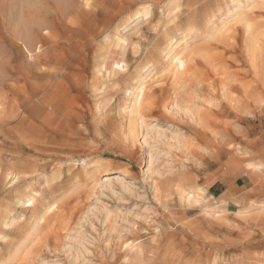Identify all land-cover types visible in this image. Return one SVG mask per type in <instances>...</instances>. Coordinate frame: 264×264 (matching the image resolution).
Instances as JSON below:
<instances>
[{
  "label": "rangeland",
  "instance_id": "374dc122",
  "mask_svg": "<svg viewBox=\"0 0 264 264\" xmlns=\"http://www.w3.org/2000/svg\"><path fill=\"white\" fill-rule=\"evenodd\" d=\"M10 1L0 0V264H264V0L223 28L227 0H39L31 60L12 37ZM143 5L148 16L125 27ZM192 30L185 71L148 84L144 120L167 136L148 138L161 172L149 175L152 150L127 135L126 92Z\"/></svg>",
  "mask_w": 264,
  "mask_h": 264
},
{
  "label": "bare ground",
  "instance_id": "6f19581e",
  "mask_svg": "<svg viewBox=\"0 0 264 264\" xmlns=\"http://www.w3.org/2000/svg\"><path fill=\"white\" fill-rule=\"evenodd\" d=\"M57 1V0H56ZM55 1V2H56ZM63 2H67L69 0H62ZM256 0H227L224 3V6L221 7L220 9H218L219 15L222 17L223 19V23L220 27L223 28L226 25H230L233 24L235 22H242L245 21L246 17L245 15L247 14L248 10L252 7L253 3ZM59 2V1H58ZM57 4V3H56ZM171 5H173V8H176L177 2L172 1L170 3ZM7 5V4H6ZM142 5V4H141ZM47 6V5H46ZM49 6V5H48ZM59 6V5H58ZM145 6V5H143ZM43 5L41 4V2L39 0H11L10 1V11H9V20L11 23V31H12V37L14 38V40H16L17 42H19L21 44V46L23 47L24 52L30 57L33 56L34 52H38L39 48H40V43L37 42V39H35V35L34 32L36 33V28H43L45 22L41 20V18L39 17V13L41 12ZM64 7V6H63ZM44 8V7H43ZM9 9V7H8ZM150 13L148 6L143 7L142 9H140L139 11H137L135 14H133L132 16H129L127 18V20L124 22L127 24L125 25V27L129 24V20L133 18L136 19V21H138L139 19L143 18V17H147L148 14ZM173 13V11H172ZM175 13V12H174ZM173 13V14H174ZM6 14V13H5ZM7 15V14H6ZM7 15V16H8ZM80 18L82 14H79ZM83 16V15H82ZM83 18V17H82ZM87 19V18H86ZM144 19V18H143ZM84 21V20H83ZM82 21V23H83ZM87 21V20H86ZM85 21V22H86ZM80 23V24H82ZM123 23V24H124ZM209 24L212 23V25L214 24L213 20H209L208 22ZM131 24V23H130ZM129 24V25H130ZM122 25V24H121ZM211 25V26H212ZM124 26V25H123ZM215 26V25H214ZM118 28V27H117ZM122 28V27H121ZM128 28V27H127ZM119 29V28H118ZM117 29V30H118ZM123 29V28H122ZM45 30V29H44ZM125 30V29H124ZM191 30V29H190ZM51 31V30H50ZM121 31L123 30H119L117 35L115 37L118 38V40L121 43H125V39L122 38L123 35L121 34ZM195 32V31H194ZM58 34V32H56ZM177 34V33H176ZM180 34V33H179ZM183 34V33H182ZM193 30L191 32H189L187 35L184 33L183 35H178L177 37L171 39V41H169L166 46L164 47V49L162 50V60L163 62L167 63V65L161 69H159V71H157L156 69V64L153 63H146L144 65H142L140 67V69H138V75L137 76V80L135 81V85L127 90V95L129 96V101L126 104L125 103V107H124V112L127 113L126 117L128 116V125H127V135H131L134 138H137L138 135L141 134L142 141L141 144H145L148 147H150V149L152 150L150 152V155L148 156L150 161H149V165H151V167L149 166V171L147 172V174L151 175V174H157V175H161L160 171H155L154 167H152V165L154 164V162L156 161V157L158 158L159 156V151L157 150V148H155L154 143L150 144L148 141L149 137H153L151 136V134L154 135L153 139H160V138H167L166 134L162 131L159 130L158 127L151 125L150 123H147L144 118V113H143V104H144V100H145V96L147 93V89H148V84L153 81L154 78H156V76L166 70H170L171 72H183L185 71L186 67H187V59H186V55L185 52L188 50L189 44L187 43V39L188 36L190 37L191 35H193ZM61 35V34H60ZM112 35V34H111ZM175 35V34H174ZM56 36V35H55ZM112 37V36H111ZM114 37V36H113ZM257 38L253 37L250 40V47L251 50L254 51L255 49H257ZM56 41V39H55ZM40 42V41H39ZM42 42V41H41ZM14 43V41H13ZM9 44V43H8ZM11 45V44H9ZM8 45V46H9ZM43 45V43H41V46ZM56 45V44H55ZM54 45V46H55ZM102 47V46H101ZM80 48V47H79ZM81 49V48H80ZM103 49V48H102ZM109 49V48H108ZM61 50V49H60ZM79 50V49H77ZM18 51V50H17ZM82 51V50H81ZM16 52V51H15ZM56 52V51H55ZM64 52V51H63ZM103 53V51H101ZM100 52V53H101ZM57 53V52H56ZM254 53V52H253ZM67 54V53H66ZM77 54V53H76ZM105 54V52L103 53V55ZM100 55V54H99ZM125 56V55H124ZM101 57V56H99ZM101 59V58H98ZM44 60V59H43ZM105 61V59H103ZM45 61V60H44ZM102 61V62H104ZM101 62V61H100ZM101 64V63H99ZM115 66H117V68H122L124 67L122 62L116 61ZM17 66V65H16ZM42 66V65H41ZM65 66V65H63ZM114 66V65H113ZM159 66V65H158ZM48 67V66H47ZM102 69H105L106 63H102L101 66ZM21 69V68H20ZM25 69V68H24ZM43 69V68H42ZM58 69V68H57ZM63 69V68H62ZM96 69V68H95ZM123 69V68H122ZM128 69V68H127ZM49 70V69H47ZM52 70V69H51ZM50 70V71H51ZM54 70V68H53ZM98 70V69H97ZM101 70V69H99ZM43 71V70H42ZM27 72V71H26ZM96 72V71H95ZM100 72V71H99ZM41 73V72H40ZM25 74V73H24ZM54 74V73H52ZM57 74V73H56ZM98 74V73H97ZM40 76V74L38 75ZM97 77V75H96ZM27 78V77H26ZM38 78V77H37ZM40 78V77H39ZM57 78V77H55ZM59 78V77H58ZM61 78V77H60ZM106 78V77H105ZM130 80V79H129ZM96 81V78H95ZM98 81V80H97ZM96 81V82H97ZM93 82V81H92ZM105 83V80L103 81ZM108 83H110L109 81H107ZM95 83V82H94ZM36 84V83H35ZM47 84V83H46ZM113 84V83H112ZM97 85V84H96ZM43 86V85H41ZM28 87V86H27ZM43 88V87H42ZM101 88V86H100ZM104 88V85L102 87V89ZM94 92V90H93ZM102 92V91H101ZM29 93V92H28ZM23 96V95H22ZM21 96V97H22ZM95 97V96H94ZM97 97V96H96ZM99 97V95H98ZM103 100L104 98H106L104 95L102 96ZM101 98V96H100ZM100 98H97L100 100ZM110 98V97H109ZM28 99V98H27ZM30 99V98H29ZM106 100V99H105ZM104 100V102H105ZM97 105H98V101ZM103 102V101H102ZM24 104V103H23ZM103 104V103H102ZM25 105V104H24ZM95 105V104H94ZM96 105V106H97ZM101 105V104H100ZM100 107V106H99ZM102 107V105H101ZM172 107H174L175 109H181V107L179 106V104H177V102L172 103ZM96 108V107H95ZM97 109V108H96ZM98 110V109H97ZM63 111V110H62ZM52 112V111H51ZM187 113H190V110H186ZM74 116V115H73ZM72 117V116H71ZM171 139H174V141L176 143H180L179 139L177 137H173ZM152 140V139H151ZM150 151V150H149ZM155 158V160L153 161L152 159ZM83 164V163H82ZM86 165V163L84 164ZM88 165V164H87ZM91 166V165H90ZM85 167V166H84ZM83 168V166H82ZM256 170L260 171L261 174H264V162H260V165L256 168ZM122 171V170H120ZM124 172V171H123ZM93 174V173H92ZM9 175V174H8ZM12 176V175H11ZM93 176V175H92ZM151 177V176H150ZM105 178V177H104ZM149 178V177H147ZM97 180V179H96ZM99 180V179H98ZM117 180V179H116ZM152 181L154 180L153 178L151 179ZM99 182V181H97ZM118 182V181H117ZM112 181L109 179H106L102 182H99L98 184H100L103 187H110L112 185ZM122 183V182H121ZM97 187V186H96ZM152 187V186H151ZM105 189V188H104ZM110 189V188H109ZM108 189V190H109ZM179 192L183 195L184 199H186L187 201H196L198 198L201 197V193L202 190H195V189H189L186 190L185 188H180L178 187ZM109 191H112L109 190ZM153 194H155L156 196H158L159 194V189L158 187L155 185L154 181H153ZM37 197V196H36ZM204 200V199H203ZM201 201V200H199ZM35 197L34 195H27L23 201L22 204H25L27 206H31L33 207L35 204ZM208 204V203H207ZM52 205V204H51ZM49 206L47 209L45 210H51L52 206ZM55 206V205H54ZM93 205V209H94ZM212 206V204H211ZM214 206V205H213ZM251 205L249 204L248 207H250ZM97 207V206H96ZM92 208V207H91ZM98 208V207H97ZM210 208V207H209ZM264 208V204H260L257 205L256 210H260ZM247 209V208H246ZM91 210V209H90ZM99 210V209H98ZM223 211V210H222ZM248 211V210H247ZM45 212V211H44ZM43 212V213H44ZM107 212V211H106ZM220 212V211H219ZM249 212V211H248ZM225 213V212H224ZM104 214H108L104 212ZM210 214V213H209ZM44 215V214H43ZM109 216V215H108ZM106 216V217H108ZM41 217V216H40ZM85 217V216H84ZM105 217V218H106ZM39 218V217H38ZM107 219V218H106ZM40 219H38L39 221ZM37 221V220H36ZM35 221V223H36ZM39 222H37L36 224H38ZM10 224V223H9ZM35 225V224H33ZM32 225V227H33ZM38 229V227H37ZM81 229V228H80ZM82 230V229H81ZM36 231V229H35ZM34 231V232H35ZM31 232H33V230H31ZM33 232V233H34ZM30 235V234H29ZM29 238V237H28ZM131 241V244H127L129 245V249L131 250V254H130V261L135 263H139L140 262V257L141 254L143 252V247L141 244L139 243H133ZM83 247V246H82ZM84 248V247H83ZM70 249V248H69ZM70 251V250H68ZM127 262H129L127 260Z\"/></svg>",
  "mask_w": 264,
  "mask_h": 264
}]
</instances>
